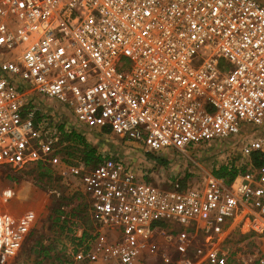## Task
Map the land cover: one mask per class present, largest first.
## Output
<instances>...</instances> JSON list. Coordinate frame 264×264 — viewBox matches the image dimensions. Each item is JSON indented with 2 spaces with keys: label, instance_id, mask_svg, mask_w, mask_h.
Segmentation results:
<instances>
[{
  "label": "built area",
  "instance_id": "1",
  "mask_svg": "<svg viewBox=\"0 0 264 264\" xmlns=\"http://www.w3.org/2000/svg\"><path fill=\"white\" fill-rule=\"evenodd\" d=\"M40 96L143 152L245 138L221 163L233 176L215 165L197 186L154 184L119 156L64 166L91 223L75 262L264 264L258 246L234 261L224 244L244 222L264 234V0H0V167L60 149L70 125Z\"/></svg>",
  "mask_w": 264,
  "mask_h": 264
},
{
  "label": "rangeland",
  "instance_id": "2",
  "mask_svg": "<svg viewBox=\"0 0 264 264\" xmlns=\"http://www.w3.org/2000/svg\"><path fill=\"white\" fill-rule=\"evenodd\" d=\"M46 100L50 104L40 96L38 104L64 117L65 123L70 125L69 132L63 135L60 149L45 161L21 170L0 167V215H5L7 220L0 232V248L6 253L4 257L0 255V264H80L72 259L67 249L73 243L74 231L78 227L89 228L91 223L81 185L65 177L63 172L64 166L83 161L90 148L93 161L102 155L119 156L131 163L138 175L146 173V179L154 184L167 186L178 177L185 186H197L204 182L206 172H211L215 165L227 160L236 163L240 143L245 139L217 140L186 154L167 153L162 155L163 159L149 158L140 146L123 142L110 133L88 129L74 121L61 103L55 99ZM246 127L254 130V134L257 132L256 126ZM74 129L85 138L87 149L65 137ZM160 238L164 244V235ZM224 244L233 251L235 261L236 250L240 251L241 244L246 247L245 257L251 255L255 246L263 253L264 234L255 232L244 222L230 232ZM140 264L153 262L147 259Z\"/></svg>",
  "mask_w": 264,
  "mask_h": 264
},
{
  "label": "trees",
  "instance_id": "3",
  "mask_svg": "<svg viewBox=\"0 0 264 264\" xmlns=\"http://www.w3.org/2000/svg\"><path fill=\"white\" fill-rule=\"evenodd\" d=\"M65 137L68 138V139L70 138L72 140L77 141L79 144H81L82 146H84V148H86V149L88 148V144L86 143L85 138L83 136H81V134H79V132L75 131V129L72 130V133H69V134L65 135ZM143 154L146 157H149V158H152V157L153 158H157V157H159V159H163V157H162L163 154H161V155H155V154H151V153H148V152H145ZM178 155H181V154H178ZM92 159H93V149L90 148L87 152H85L83 161L86 162V163H89V162L93 161ZM162 163H163V161H162ZM213 173H214L215 176H218V177L226 176V175H230V177H232L233 174H234L233 171L227 170L226 166H224V165H221L216 170H213ZM180 182H181L182 185H184L183 184L184 183L183 180L180 179Z\"/></svg>",
  "mask_w": 264,
  "mask_h": 264
},
{
  "label": "bare ground",
  "instance_id": "4",
  "mask_svg": "<svg viewBox=\"0 0 264 264\" xmlns=\"http://www.w3.org/2000/svg\"><path fill=\"white\" fill-rule=\"evenodd\" d=\"M258 221L264 226V221L262 219H259Z\"/></svg>",
  "mask_w": 264,
  "mask_h": 264
},
{
  "label": "crops",
  "instance_id": "5",
  "mask_svg": "<svg viewBox=\"0 0 264 264\" xmlns=\"http://www.w3.org/2000/svg\"><path fill=\"white\" fill-rule=\"evenodd\" d=\"M44 100L47 101L46 99H44ZM49 102H50V101L48 100L47 103L50 104Z\"/></svg>",
  "mask_w": 264,
  "mask_h": 264
}]
</instances>
